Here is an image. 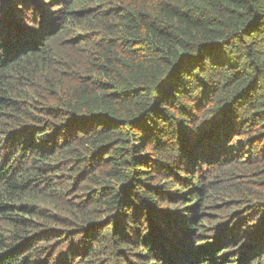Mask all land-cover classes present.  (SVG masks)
I'll return each instance as SVG.
<instances>
[{"label":"trees","instance_id":"16d2710c","mask_svg":"<svg viewBox=\"0 0 264 264\" xmlns=\"http://www.w3.org/2000/svg\"><path fill=\"white\" fill-rule=\"evenodd\" d=\"M5 1L0 264L260 249L264 225L225 240L264 217V0Z\"/></svg>","mask_w":264,"mask_h":264},{"label":"rangeland","instance_id":"374dc122","mask_svg":"<svg viewBox=\"0 0 264 264\" xmlns=\"http://www.w3.org/2000/svg\"><path fill=\"white\" fill-rule=\"evenodd\" d=\"M33 1H35V0H33ZM7 2L5 1V0H0V8H2V7H4V6H9V5H7L6 4ZM34 10V9H33ZM31 13H33V11H31ZM54 28H51L50 30H53ZM177 85V84H176ZM178 86V85H177ZM146 149H148V147H146ZM198 153H201V152H198ZM213 154V156H216V154L213 152L212 153ZM199 158H201L200 160H198L199 162H201V165H200V167L198 168V173L197 174H195V176H192L191 178H190V180H193V178H195V177H197V178H200V177H202V176H205V175H208L211 171H212V168L210 167V165H208L207 163H205L206 162V160L205 159H203L201 156L199 157ZM216 158V157H215ZM219 159V158H218ZM192 161H195V160H193L192 159ZM191 161V162H192ZM221 161V160H220ZM208 167H210V168H208ZM173 169V168H172ZM174 169H177V168H174ZM177 173L180 175V178H182L183 180H189L187 177H185V172L184 171H182L181 169H177ZM180 178H178L179 179V181H180ZM159 182V181H158ZM161 183H159L158 185H160ZM258 211L259 210H255V211H253V213H252V216H253V222H248V220L247 221H244V222H240V223H236V224H234V226L230 229L231 230V232H232V234H233V236L230 238V239H226L225 241H229V240H232L233 238H234V236L235 235H237V234H241V231H242V229H247L246 227H254L255 228V230H258V228L259 227H261V226H263L264 225V217H263V214H260V213H258ZM19 212H21L22 214L24 213L22 210H19ZM216 213L217 212H215V215H216ZM24 216L25 217H29V214L28 213H26V214H24ZM5 219H7L8 218V216H5L4 217ZM35 220H36V218H34ZM6 225L7 224H9V223H5ZM211 224H215V223H211ZM245 227V228H241V227ZM42 233H44V232H42ZM224 237H226V236H224ZM263 237V236H262ZM51 243H53V245H55V242L53 241V240H49L48 242H46V243H44V244H41V245H39L38 246V248L39 249H42L44 246H48L49 244H51ZM33 244H36V240L35 239H32V240H30L29 241V245H33ZM259 245V247H260V249L262 248V249H264V244H261V243H259L258 244ZM260 249H258V251H256V253H255V250H254V248H250V247H241V248H239V247H235V248H233L232 246H230V247H228V248H226V250H224L223 248H218V250L220 251V250H222L223 252H224V254H230V255H232V256H228V257H236L234 260H232V262H234L235 264H239L240 263V261H248L249 263L251 262V261H253L254 259L252 258V256L253 255H259V257H260V259H258V264H264V251L262 252L263 254H261V252H260ZM261 249V250H262ZM240 250H244V252H240L239 253V251ZM249 251V252H248ZM254 252V253H253ZM239 253V254H238ZM250 253H253L251 256L249 255ZM184 255V254H183ZM182 255V256H183ZM222 255V254H221ZM185 256H188V255H185ZM130 257H132V256H130ZM248 257V258H247ZM114 261H113V263H116V264H119L120 263V261L119 260H117V257H115L114 259H113ZM132 260H133V257H132ZM76 262V264L79 262V261H73V263H75ZM255 262V261H254Z\"/></svg>","mask_w":264,"mask_h":264}]
</instances>
